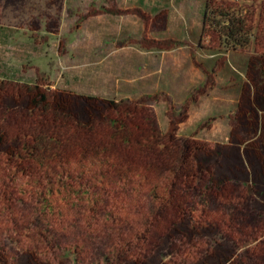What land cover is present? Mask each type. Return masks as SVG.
<instances>
[{
	"label": "rangeland",
	"instance_id": "374dc122",
	"mask_svg": "<svg viewBox=\"0 0 264 264\" xmlns=\"http://www.w3.org/2000/svg\"><path fill=\"white\" fill-rule=\"evenodd\" d=\"M119 2L0 0V82L11 84L7 97L0 92V103L27 105L32 98L23 91L18 99L23 85L70 94L77 108L156 98L146 110L158 123L204 149L202 170L194 169L200 183L177 187V202L192 209L191 223L177 229L170 211L144 228L145 197L137 206L128 200L133 207L123 238L138 236L139 243L120 264H264V85L251 69L258 64L254 53H224L214 36L202 37L205 0H160L153 14L142 9L147 0H130L135 8ZM102 13L108 19H89ZM250 105L258 111L252 113ZM12 109L8 129L19 112ZM210 180L225 183V200L211 192L200 198L197 190ZM66 218V228L50 236L47 246L9 232L0 221V264H69L74 251L77 264H100L113 246L112 225L102 220L85 240L69 228L74 218ZM213 232L226 237L217 248L210 244Z\"/></svg>",
	"mask_w": 264,
	"mask_h": 264
},
{
	"label": "trees",
	"instance_id": "16d2710c",
	"mask_svg": "<svg viewBox=\"0 0 264 264\" xmlns=\"http://www.w3.org/2000/svg\"><path fill=\"white\" fill-rule=\"evenodd\" d=\"M207 35L215 37L224 53H254L258 64L251 69L257 73L256 82L264 85V0H205L202 37ZM8 85L0 82L5 97ZM21 91L32 98L27 105L19 107L5 99L0 103V221L9 224V232L47 246L50 236L67 225L68 216H79L69 228L85 240L104 220L112 225L113 246L99 262L120 264L139 243L138 236L123 238L133 207L129 199L137 206L140 197H145L143 227L166 211L179 222L174 229L184 221L191 223L187 215L192 209L183 208L175 192L178 186L190 189L200 183L195 170H202L199 154L204 149L193 139L180 138L176 128L162 131L155 115L146 110L147 102L156 98L100 101L104 107L96 109L77 108L65 92L47 94L36 86L23 85L18 99ZM16 107L19 112L8 129L5 124L14 117L12 108ZM250 111L258 109L250 105ZM197 191L200 198L210 192L224 200L228 197L222 181L210 180ZM108 198L124 204L110 205ZM225 238L223 233L213 232L210 244L217 248ZM69 255V264H77L78 252Z\"/></svg>",
	"mask_w": 264,
	"mask_h": 264
},
{
	"label": "crops",
	"instance_id": "0c3cea01",
	"mask_svg": "<svg viewBox=\"0 0 264 264\" xmlns=\"http://www.w3.org/2000/svg\"><path fill=\"white\" fill-rule=\"evenodd\" d=\"M100 2H102V3H104L106 0H104V2L103 1H101V0H99ZM108 1V0H107ZM120 1V2H119ZM139 1V0H138ZM152 1V2H151ZM118 2H119V5H118V7H121V4L123 3V4H132V6H134V8L137 6V4L136 3H131L130 2V0H118ZM151 2V3H150ZM150 2L147 0V2H146V4H144L143 6V10L146 12V11H149V13L150 14H153L154 13V11H156V10H158L157 8H156V4H157V2L159 3L160 2V0H150ZM152 4H154V7H151L152 6ZM102 4H99L97 7H99V6H101ZM104 5H105V3H104ZM139 5H141L140 3H139ZM141 7V6H140ZM147 13V12H146ZM90 20H97V21H103L104 19L106 20V19H108V16L107 15H104L103 13L102 14H99V15H92L90 18H89ZM132 19H133V17H132ZM133 20H135V22H136V19L134 18ZM143 27H144V25H143ZM139 28H141V27H139ZM158 125L160 126V128L162 129V131H167L166 130V128H163L159 123H158Z\"/></svg>",
	"mask_w": 264,
	"mask_h": 264
},
{
	"label": "flooded vegetation",
	"instance_id": "af4514ba",
	"mask_svg": "<svg viewBox=\"0 0 264 264\" xmlns=\"http://www.w3.org/2000/svg\"><path fill=\"white\" fill-rule=\"evenodd\" d=\"M258 124V123H257Z\"/></svg>",
	"mask_w": 264,
	"mask_h": 264
}]
</instances>
